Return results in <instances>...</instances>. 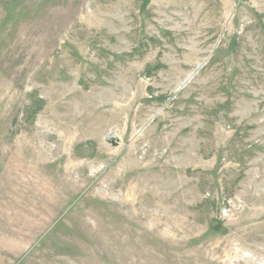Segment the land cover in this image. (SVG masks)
I'll return each mask as SVG.
<instances>
[{"label": "rangeland", "instance_id": "1", "mask_svg": "<svg viewBox=\"0 0 264 264\" xmlns=\"http://www.w3.org/2000/svg\"><path fill=\"white\" fill-rule=\"evenodd\" d=\"M0 264H264V0H0Z\"/></svg>", "mask_w": 264, "mask_h": 264}]
</instances>
